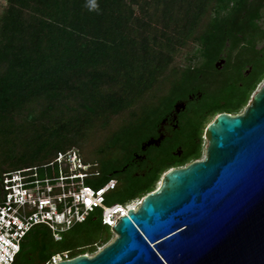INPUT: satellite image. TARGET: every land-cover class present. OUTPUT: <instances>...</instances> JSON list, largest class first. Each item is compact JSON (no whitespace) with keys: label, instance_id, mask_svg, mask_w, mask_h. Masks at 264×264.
I'll return each instance as SVG.
<instances>
[{"label":"trees","instance_id":"trees-1","mask_svg":"<svg viewBox=\"0 0 264 264\" xmlns=\"http://www.w3.org/2000/svg\"><path fill=\"white\" fill-rule=\"evenodd\" d=\"M4 1L1 196L5 173L42 176L76 149L88 185L117 180L107 204L142 199L169 169L201 159L209 123L239 114L264 78V0ZM179 100L188 101L181 129L143 150ZM101 217L95 209L61 240L35 225L13 264L94 252L112 237Z\"/></svg>","mask_w":264,"mask_h":264},{"label":"water","instance_id":"water-1","mask_svg":"<svg viewBox=\"0 0 264 264\" xmlns=\"http://www.w3.org/2000/svg\"><path fill=\"white\" fill-rule=\"evenodd\" d=\"M205 140L202 159L169 169L119 218L111 243L56 264H264V82Z\"/></svg>","mask_w":264,"mask_h":264},{"label":"built area","instance_id":"built-area-1","mask_svg":"<svg viewBox=\"0 0 264 264\" xmlns=\"http://www.w3.org/2000/svg\"><path fill=\"white\" fill-rule=\"evenodd\" d=\"M89 172L90 165L83 163L73 149L59 152L52 169L46 168L42 176L36 167L4 174L0 202V264H13L24 236L35 225H46L54 239L61 240L65 231L85 221L95 209L102 211V223L112 227L134 208L131 203L107 204L106 197L115 189L117 180L110 179L95 188L86 183ZM72 258L64 252L54 255L49 264Z\"/></svg>","mask_w":264,"mask_h":264},{"label":"flooded vegetation","instance_id":"flooded-vegetation-1","mask_svg":"<svg viewBox=\"0 0 264 264\" xmlns=\"http://www.w3.org/2000/svg\"><path fill=\"white\" fill-rule=\"evenodd\" d=\"M225 55V54H224ZM222 61L226 62L225 57H222L218 62L217 66L221 69L223 67ZM250 70V69H249ZM248 70V72H249ZM188 101L187 100H179L174 109L162 120L160 128H159V136L158 137H152L149 140L145 141L142 145V149L145 150L150 145L156 144L158 145L166 136H171L175 132L181 129L184 120V116H188ZM155 140L154 143L147 144L149 141ZM204 140H205V134H204ZM206 141V140H205ZM137 159L133 161V165H139V161H142L145 159V155L141 154L136 156Z\"/></svg>","mask_w":264,"mask_h":264},{"label":"rangeland","instance_id":"rangeland-1","mask_svg":"<svg viewBox=\"0 0 264 264\" xmlns=\"http://www.w3.org/2000/svg\"><path fill=\"white\" fill-rule=\"evenodd\" d=\"M4 0H0V11H1V6L4 4ZM262 23H263V25H264V17H263V19H262ZM258 48H264V40H261V41H259L258 42ZM225 62L224 61H222V64H224ZM264 82V78H263V80L260 82V84L258 85V87H257V89H259L260 88V86L262 85V83ZM256 89V90H257ZM244 109L245 108H243L239 113H242L243 111H244ZM206 144H207V142L205 141L204 142V149H203V153H202V157H201V159L204 157V155H205V147H206ZM88 184V183H87ZM160 185V181L157 183V185H156V189H157V187ZM1 189H0V200H1ZM143 199V198H142ZM141 199V200H142ZM140 199H137V200H135V201H133L131 204L132 205H134L136 208L139 206V203H140V201H141ZM115 237H116V235L112 232V237H111V239L109 240V241H107V242H105V243H100V245L99 246H97V248H96V250L94 251V252H86L85 254L86 255H88V256H93V255H95V253H97L100 249H102L103 247H105L106 245H108L109 243H111L114 239H115Z\"/></svg>","mask_w":264,"mask_h":264},{"label":"bare ground","instance_id":"bare-ground-1","mask_svg":"<svg viewBox=\"0 0 264 264\" xmlns=\"http://www.w3.org/2000/svg\"><path fill=\"white\" fill-rule=\"evenodd\" d=\"M135 208V206H133Z\"/></svg>","mask_w":264,"mask_h":264}]
</instances>
